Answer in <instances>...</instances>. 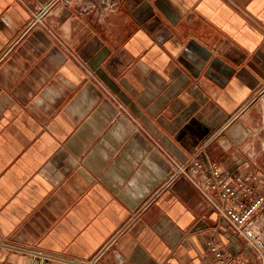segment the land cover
Returning a JSON list of instances; mask_svg holds the SVG:
<instances>
[{"label":"crops","instance_id":"obj_1","mask_svg":"<svg viewBox=\"0 0 264 264\" xmlns=\"http://www.w3.org/2000/svg\"><path fill=\"white\" fill-rule=\"evenodd\" d=\"M50 1L0 0V264L237 253L177 167L264 189V0Z\"/></svg>","mask_w":264,"mask_h":264},{"label":"built area","instance_id":"obj_2","mask_svg":"<svg viewBox=\"0 0 264 264\" xmlns=\"http://www.w3.org/2000/svg\"><path fill=\"white\" fill-rule=\"evenodd\" d=\"M65 1L67 0H51L36 9L33 21L41 20L42 15L56 2ZM199 156L191 159L188 167H177V171L195 178L197 187L205 195L216 196V217L227 223L240 242L237 253L231 255L212 243L211 239L206 257H211L217 264H231L238 253L244 251L251 262L240 261L238 264H264V219L258 214L264 203V189L255 190L253 184L256 177L251 174H224L217 164L205 156L202 148Z\"/></svg>","mask_w":264,"mask_h":264},{"label":"rangeland","instance_id":"obj_3","mask_svg":"<svg viewBox=\"0 0 264 264\" xmlns=\"http://www.w3.org/2000/svg\"><path fill=\"white\" fill-rule=\"evenodd\" d=\"M258 214H259V216H260L261 218L264 219V203H263L261 209L259 210ZM238 255L240 256V259L242 258V260H243L244 263H250V262H251V261L247 258V253H246V252H244V251H243V252H240V253H238Z\"/></svg>","mask_w":264,"mask_h":264}]
</instances>
